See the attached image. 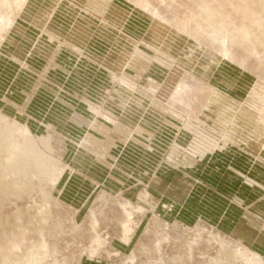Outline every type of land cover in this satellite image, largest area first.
Returning a JSON list of instances; mask_svg holds the SVG:
<instances>
[{
  "label": "rangeland",
  "instance_id": "1",
  "mask_svg": "<svg viewBox=\"0 0 264 264\" xmlns=\"http://www.w3.org/2000/svg\"><path fill=\"white\" fill-rule=\"evenodd\" d=\"M2 22L0 264H264V0Z\"/></svg>",
  "mask_w": 264,
  "mask_h": 264
},
{
  "label": "bare ground",
  "instance_id": "2",
  "mask_svg": "<svg viewBox=\"0 0 264 264\" xmlns=\"http://www.w3.org/2000/svg\"><path fill=\"white\" fill-rule=\"evenodd\" d=\"M24 1L25 0H0V19L3 21L2 23H4L5 25L10 24L12 22V17L15 15V13L21 7ZM3 10H6V13L3 12L2 14ZM251 264H260V262L251 261Z\"/></svg>",
  "mask_w": 264,
  "mask_h": 264
}]
</instances>
